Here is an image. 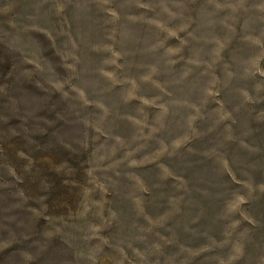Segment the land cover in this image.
I'll use <instances>...</instances> for the list:
<instances>
[{
    "label": "rangeland",
    "instance_id": "374dc122",
    "mask_svg": "<svg viewBox=\"0 0 264 264\" xmlns=\"http://www.w3.org/2000/svg\"><path fill=\"white\" fill-rule=\"evenodd\" d=\"M0 264H264V0H0Z\"/></svg>",
    "mask_w": 264,
    "mask_h": 264
}]
</instances>
